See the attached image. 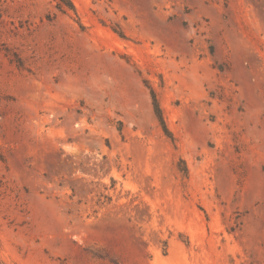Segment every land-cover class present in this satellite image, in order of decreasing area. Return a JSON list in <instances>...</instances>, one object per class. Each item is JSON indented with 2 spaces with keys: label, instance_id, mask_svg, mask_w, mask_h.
Instances as JSON below:
<instances>
[{
  "label": "rangeland",
  "instance_id": "374dc122",
  "mask_svg": "<svg viewBox=\"0 0 264 264\" xmlns=\"http://www.w3.org/2000/svg\"><path fill=\"white\" fill-rule=\"evenodd\" d=\"M72 1L0 0V261L264 264V0Z\"/></svg>",
  "mask_w": 264,
  "mask_h": 264
},
{
  "label": "trees",
  "instance_id": "16d2710c",
  "mask_svg": "<svg viewBox=\"0 0 264 264\" xmlns=\"http://www.w3.org/2000/svg\"><path fill=\"white\" fill-rule=\"evenodd\" d=\"M55 6L61 13H72L74 15L78 25L81 28L83 27V25L79 21L78 13H77V10H76L75 5H74L72 0H55ZM117 33L119 35H122V32L120 30L117 31ZM143 81H144V85L149 90V95H150V98H151L152 110H153V113H154V115L156 117V120H157L162 132L166 135V137H168L170 139V141L172 143H174V140H175L174 136H173L172 132L169 130L167 124H166V121H165V118H164V115H163V112H162V108L160 106L159 99H158L156 91L147 82V80H143ZM117 128H118L119 131H121V122H119ZM178 170L183 174V176L187 175V166H186V164H185V162H184V160L182 158H179ZM0 264H4V263L0 261Z\"/></svg>",
  "mask_w": 264,
  "mask_h": 264
}]
</instances>
